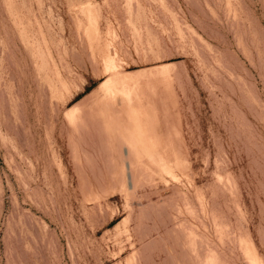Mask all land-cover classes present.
Instances as JSON below:
<instances>
[{
    "label": "rangeland",
    "instance_id": "obj_1",
    "mask_svg": "<svg viewBox=\"0 0 264 264\" xmlns=\"http://www.w3.org/2000/svg\"><path fill=\"white\" fill-rule=\"evenodd\" d=\"M39 1L0 0V264H264V0Z\"/></svg>",
    "mask_w": 264,
    "mask_h": 264
},
{
    "label": "bare ground",
    "instance_id": "obj_2",
    "mask_svg": "<svg viewBox=\"0 0 264 264\" xmlns=\"http://www.w3.org/2000/svg\"><path fill=\"white\" fill-rule=\"evenodd\" d=\"M18 1H19V0H18ZM26 1H27V0H26ZM41 1H42V0H41ZM41 1H39V2L41 3ZM9 2H10V1H9ZM11 2H12V0H11ZM28 2H30V1H28ZM13 3H14V2H13ZM21 3H22V2H21ZM23 3H24V2H23ZM26 3H27V2H26ZM10 4H11V3H9V5H10ZM9 5H7V6H9ZM22 6H24V4H23ZM26 6H27V5H26ZM26 6H25V8H27ZM30 6H31V4H30ZM30 6H29V7H30ZM41 6H42V5H41ZM11 7H12V6H11ZM31 7H32V6H31ZM33 7H34V6H33ZM22 8H23V7H22ZM36 8H37V7H36ZM9 9H10V7H9ZM19 9H20V8H19ZM23 9H24V8H23ZM12 10H13V9H12ZM24 10H25V9H24ZM34 10H35V9H34ZM38 10H39V9H38ZM21 11H22V9H21ZM27 11H28V10H27ZM31 11H32V10H31ZM35 11H36V10H35ZM35 11H34V12H35ZM12 12H13V11H12ZM89 12H90V11H89ZM30 13H31V12H30ZM15 14H16V13H15ZM26 15H27V14H26ZM42 15H43V14H42ZM89 15H90V14H89ZM93 15H95V14H93ZM93 15H90V16H93ZM11 17H12V16H11ZM18 17H20V16L18 15ZM23 17H26V16H23ZM27 17H28V15H27ZM36 17H37V16H35L34 19H35ZM41 17H42V16H41ZM95 17H96V15H95ZM16 18H17V17H16ZM28 18H29V17H28ZM28 18H27V19H28ZM89 18H90V17H89ZM21 19H22V18H21ZM24 19H25V18H24ZM36 19H37V18H36ZM41 19H42V18H41ZM96 19H97V18H96ZM92 20H94V18H93ZM22 21H23V20H22ZM28 21H29V20H28ZM28 21H26V22H28ZM18 22H20V21H18ZM32 22H33V21H32ZM29 23H30V22H29ZM37 23H39V21H37ZM23 24H24V23H23ZM34 24H35V23H34ZM27 25H28V24H27ZM35 25H36V24H35ZM35 25H34V26H35ZM17 26H18V25H17ZM17 26H16V27H17ZM39 26H40V25H39ZM39 26H38V27H39ZM23 27H24V25H23ZM23 27H22V28H23ZM26 27H27V26H26ZM28 27H30V24H29ZM31 27H32V26H31ZM31 27H30V28H31ZM18 28H19V27H18ZM20 28H21V27H20ZM22 28H21V29H22ZM34 28H35V27H34ZM34 28H33V29H34ZM40 29H41V28H39L38 30H40ZM17 30H20V29H17ZM24 30H25V29H24ZM36 30H37V28H36ZM36 30H35V31H36ZM41 30H42V29H41ZM22 31H23V30H22ZM30 31H32V30H30ZM19 32H20V31H19ZM25 32H26V31H25ZM37 32H41V31H37ZM28 33L30 34V32H28ZM23 34H24V33H23ZM29 34H28V35H29ZM31 34H32V33H31ZM38 34H39V33H38ZM26 35H27V33H26ZM43 35H45V33H44ZM38 36H39V35H38ZM40 36H42V35H40ZM26 37L28 38V36H26ZM29 37H30V36H29ZM35 37H36V36H35ZM35 37H34V38H35ZM44 38H45V36H44ZM35 39H36V38H35ZM42 40H43V39H42ZM46 40H47V39H46ZM46 40H45V41H46ZM48 40H49V39H48ZM27 41H28V39H27ZM31 42H32V41H31ZM36 42H37V41H36ZM42 42H43V41H42ZM34 43H35V42H34ZM37 43H38V42H37ZM102 43L104 44V42H102ZM102 43H101V45H102ZM43 44H44V43H43ZM32 45H33V44H32ZM35 45H37V44H35ZM39 45H40V44H39ZM41 46H42V45H41ZM43 46H44V45H43ZM45 46H46V45H45ZM45 48H46V47H45ZM40 49H42V47H41ZM46 49H47V48H46ZM37 50H39V49L37 48ZM47 50H48V49H47ZM34 52H35V50H34ZM40 52H41V50H40ZM40 52H39V53H40ZM42 52H43V51H42ZM34 54H35V53H34ZM36 54H37V51H36ZM40 55L42 56L43 54H40ZM41 56H40V58H41ZM44 56H45V54H44ZM45 59L47 60V56H46ZM41 60H42V59H41ZM107 60H108V59H107ZM113 60H114V59H113ZM113 60H109V63H107V65L109 66V68H108V66H107L106 68H108V69L112 68V70L117 69V68H115V67H116V65H114L115 61H113ZM103 61H104V59H103ZM104 62H105V61H104ZM39 65H40V64H39ZM42 65H43V64H42ZM40 68H41V67H40ZM40 68H38V69H40ZM116 73H117V72H116ZM117 74H119V73H117ZM148 147H149V146H148ZM160 155H161V154H160ZM154 156H155V155H154ZM155 162H157V161L155 160ZM164 163H165V162H164ZM161 164H162L163 169H164L163 162H162ZM165 164H166V163H165ZM167 165H168V164H167ZM167 165H166V167L169 168V166H167ZM169 169H170V168H169ZM169 169H168V171H169ZM165 170H166V169H165ZM165 170H164V171H165ZM168 171H167V172H168ZM170 172H171V169H170ZM170 172H169V173H170ZM171 173H172V172H171ZM234 186H235V185H234ZM231 187H232V186H231ZM238 208H239V207H238ZM220 226H221V225H220ZM221 229H222V228H221ZM218 230L220 231V229H218ZM191 231H192V230H191ZM227 231H228V230H227ZM227 231H226V232H227ZM220 232H222V231H220ZM220 234H221V233H220ZM224 235H225V234H224ZM239 236H240V235H239ZM188 237H189V235H188ZM189 238H190V237H189ZM241 239H242V237H241ZM243 239H244V238H243ZM192 240H193V239H192ZM241 242H242L241 244L247 245V243H246L245 241H244V242L241 241ZM190 243H193V242L191 241ZM244 245H243V246H244ZM247 246H248V245H247ZM247 246H246L245 248H247ZM242 248H244V247H242ZM248 249H250V248H248ZM244 251H245V249H244ZM246 251H247V250H246ZM245 253L247 254L248 252H245ZM203 254H204V253H203ZM214 254H215V253H213V255H214ZM249 254H250V253H249ZM255 254H256V253H255ZM216 255H217V254H216ZM214 256H215V255H214ZM211 257H212V256H211ZM252 258H253V256H252ZM260 258H261V257H260ZM211 259H213V258H211ZM220 260H221V259H220ZM208 261H209V260H208ZM211 261H212V260H211ZM214 261H217V259L214 260ZM214 261H212V262H214ZM131 262H132V261H131ZM212 262H211V263H212ZM221 262H222V261H221ZM215 263L217 264V262H215ZM212 264H213V263H212ZM249 264H250V263H249Z\"/></svg>",
    "mask_w": 264,
    "mask_h": 264
}]
</instances>
